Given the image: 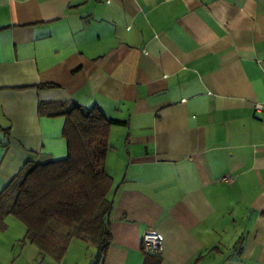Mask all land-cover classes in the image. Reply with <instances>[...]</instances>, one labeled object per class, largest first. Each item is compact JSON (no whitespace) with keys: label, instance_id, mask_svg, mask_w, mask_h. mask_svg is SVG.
Returning a JSON list of instances; mask_svg holds the SVG:
<instances>
[{"label":"crops","instance_id":"0c3cea01","mask_svg":"<svg viewBox=\"0 0 264 264\" xmlns=\"http://www.w3.org/2000/svg\"><path fill=\"white\" fill-rule=\"evenodd\" d=\"M261 59L264 0H0V190L66 157L64 117L41 103L96 106L124 122L99 264H264ZM25 230L0 228V264H79L88 244L71 238L57 261Z\"/></svg>","mask_w":264,"mask_h":264},{"label":"trees","instance_id":"16d2710c","mask_svg":"<svg viewBox=\"0 0 264 264\" xmlns=\"http://www.w3.org/2000/svg\"><path fill=\"white\" fill-rule=\"evenodd\" d=\"M53 85L42 84L39 88ZM40 112L63 116L62 136L67 154L45 164L27 162L0 190V228L12 215L25 225L22 242L34 244L41 256L60 260L71 238L96 247L90 264H99L111 244L108 197L113 181L106 172L111 126L99 108L73 103H41ZM146 254L143 264H159Z\"/></svg>","mask_w":264,"mask_h":264},{"label":"built area","instance_id":"2783aa9c","mask_svg":"<svg viewBox=\"0 0 264 264\" xmlns=\"http://www.w3.org/2000/svg\"><path fill=\"white\" fill-rule=\"evenodd\" d=\"M260 63H264V59L259 61ZM253 109L255 112L264 113V100L255 101L253 104ZM161 242V237L157 233H146L141 238V249L145 253H156L159 251V246Z\"/></svg>","mask_w":264,"mask_h":264},{"label":"rangeland","instance_id":"374dc122","mask_svg":"<svg viewBox=\"0 0 264 264\" xmlns=\"http://www.w3.org/2000/svg\"><path fill=\"white\" fill-rule=\"evenodd\" d=\"M5 219V218H4ZM4 225L8 226L10 229L13 228L18 233L23 230L24 231V224L20 222L18 219L11 216L10 218H6L4 221ZM76 238V237H73ZM77 239V238H76ZM84 250L81 255H79V264H89L92 261V257L95 255V251L97 252V249L95 246L90 244H83ZM87 245V246H86ZM94 260V259H93Z\"/></svg>","mask_w":264,"mask_h":264}]
</instances>
